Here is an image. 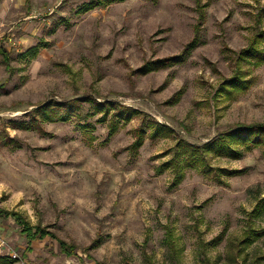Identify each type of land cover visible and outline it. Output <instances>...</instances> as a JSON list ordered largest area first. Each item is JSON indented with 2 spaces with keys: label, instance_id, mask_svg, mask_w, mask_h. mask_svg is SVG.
I'll list each match as a JSON object with an SVG mask.
<instances>
[{
  "label": "rangeland",
  "instance_id": "374dc122",
  "mask_svg": "<svg viewBox=\"0 0 264 264\" xmlns=\"http://www.w3.org/2000/svg\"><path fill=\"white\" fill-rule=\"evenodd\" d=\"M70 103L67 122L34 112ZM248 125H264V0H0V209L76 246L2 213L0 256L264 264V143L201 148Z\"/></svg>",
  "mask_w": 264,
  "mask_h": 264
},
{
  "label": "trees",
  "instance_id": "16d2710c",
  "mask_svg": "<svg viewBox=\"0 0 264 264\" xmlns=\"http://www.w3.org/2000/svg\"><path fill=\"white\" fill-rule=\"evenodd\" d=\"M91 5H88L86 7V9L88 7H90ZM256 41V39H255ZM256 42L255 45L253 47L254 50H256ZM38 51V45H35L31 48L28 49L27 52L36 54ZM1 54L2 57L5 61V63L8 61L7 59V55H6V50L4 48H1ZM91 103H93L94 101L92 100H87ZM61 106L65 107L64 109L61 108ZM60 107H50L46 106L45 104L37 107L34 112L36 117H42L43 119H48L51 121H62V122H67L70 121L73 116L76 114V112L78 110L81 109V105L80 104H64L61 105ZM99 107V106H98ZM33 120H31V122H21L19 124H21L22 126L26 127V128H37V126H40L39 123H37V126L35 124V120L36 118H32ZM150 127L153 129V132L151 134V137H154L156 135H162V136H166L167 135V127L163 124H161L158 121L155 120H149L148 121ZM91 125L89 123L87 124H80V127L86 132L89 131L88 127H90ZM40 129V128H37ZM115 129H117L116 124H114L112 126L111 129V133H114ZM146 134V130H144V128H141L139 130V133H137V144L136 146H139L142 144L143 140H144V135ZM239 141H241L240 143L243 145H248L249 147L255 146V145H260L264 143V125H248L246 127H239L236 129H232L229 130L228 132H224L222 136L214 139L213 141L208 142L205 146H202L201 148H214L218 153L220 154H226V155H239L240 152H238V150L234 147H232L233 142L236 144H240L238 143ZM182 146L183 150L182 152L185 153V155L187 156L185 158V162L187 166H192L194 163L197 162H206L203 158V156H199V150L197 146L190 144L189 142H180V145ZM231 151V152H230ZM178 153V152H177ZM195 157V158H194ZM177 158V157H176ZM207 163V162H206ZM172 165H174L176 168H178V161L173 160L171 162ZM207 164H205L206 166ZM180 171H177V173ZM2 213L8 215V216H12L15 219V222L23 227L22 228V232L26 235V237L29 239V241L31 240H42L45 239L46 237H51V238H56L58 240V243L60 245V249L62 253H66L67 255H72L75 254V249L76 246L74 244H71L65 240L62 239H58L53 232L46 230L44 228H41L40 226H31L29 223L25 222L22 218V216L16 212H8L6 210H1L0 209V214L2 215ZM264 234V230H261L260 233H258V236H261ZM99 241H96V244H98ZM10 259L8 258V256H0V264H10Z\"/></svg>",
  "mask_w": 264,
  "mask_h": 264
},
{
  "label": "built area",
  "instance_id": "2783aa9c",
  "mask_svg": "<svg viewBox=\"0 0 264 264\" xmlns=\"http://www.w3.org/2000/svg\"><path fill=\"white\" fill-rule=\"evenodd\" d=\"M15 256V255H14Z\"/></svg>",
  "mask_w": 264,
  "mask_h": 264
}]
</instances>
